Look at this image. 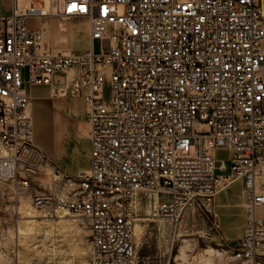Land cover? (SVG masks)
<instances>
[{
	"label": "built area",
	"instance_id": "1",
	"mask_svg": "<svg viewBox=\"0 0 264 264\" xmlns=\"http://www.w3.org/2000/svg\"><path fill=\"white\" fill-rule=\"evenodd\" d=\"M47 1L14 0L0 16V181L18 193L48 165L32 141L26 86L74 70L56 94L86 103L89 167L75 175L53 167L33 207L87 220L89 264H138L134 203L175 226L187 208L212 207L240 180L243 235L184 259L171 240L165 264H264V217L255 214L264 205L263 0ZM73 17L88 20L85 50L45 46L33 25ZM201 122L208 133L197 132ZM217 148L230 150L222 172Z\"/></svg>",
	"mask_w": 264,
	"mask_h": 264
},
{
	"label": "rangeland",
	"instance_id": "2",
	"mask_svg": "<svg viewBox=\"0 0 264 264\" xmlns=\"http://www.w3.org/2000/svg\"><path fill=\"white\" fill-rule=\"evenodd\" d=\"M18 1L22 4L24 0ZM34 3L43 8L48 6L47 0H34ZM33 25L43 28L45 45L53 49L64 51L81 49L89 39V23L85 18L36 20ZM54 41L62 43L55 45ZM100 47L101 41L96 39L93 42V50L98 52ZM108 86L106 82V97L109 94ZM30 106L31 103L29 108ZM43 113L40 112L39 115L43 117ZM30 115L32 118L31 111ZM84 126L88 128L87 124ZM196 129L197 132H209L205 122H201ZM225 152H219V158L215 160V165L221 167L222 171L228 156ZM53 167L46 165L38 176L36 175L37 178L32 179L29 186L18 193L15 192L12 182L0 181V264H89L87 220L67 210L56 216H45L32 205L33 194L49 192ZM87 169L85 167L82 170ZM239 182L240 180L231 183L215 196L220 204L215 217L216 223L220 226L219 231L212 227L213 206H190L181 214L174 226L169 219L150 217L145 202L134 203L133 210L139 215L134 221L138 264H143L141 257L145 255L153 256L149 264H156L158 257L155 256L163 250L168 251L171 240L173 254H178V258L181 259H184L191 250L201 251L206 247H214L219 241L226 242L224 233L238 230L240 212L235 196L238 194ZM30 215L33 217H29Z\"/></svg>",
	"mask_w": 264,
	"mask_h": 264
},
{
	"label": "crops",
	"instance_id": "3",
	"mask_svg": "<svg viewBox=\"0 0 264 264\" xmlns=\"http://www.w3.org/2000/svg\"><path fill=\"white\" fill-rule=\"evenodd\" d=\"M14 0H0V16L9 15L12 11ZM264 15V0L262 1ZM52 24V23H51ZM55 45L62 42L54 41ZM64 42V41H63ZM264 51V39L261 42ZM86 48L76 49L85 50ZM74 75V70H69L65 74H54L49 84H32L26 86V91L31 99L29 112H32V141L39 147L47 157L48 166H56L65 173L75 175L90 163V141L85 116L87 106L82 96H62L56 94V90L69 84ZM29 103V104H30ZM53 106V107H52ZM44 112V116L39 115ZM227 152V148H217L213 151V156L219 158V152ZM225 152V153H226ZM226 157V159L228 158ZM216 172H222L221 167L216 166ZM38 176V175H37ZM34 176L33 179H36ZM264 181V178L262 179ZM235 199L238 202L240 220L237 231L224 233L226 242H235L243 233L245 226V207L242 195V182L238 183V194ZM219 200L213 203V222L212 227L219 231L220 226L216 223L217 209H220ZM255 214L264 217V205L257 206ZM219 220V218H218ZM166 251L163 250L155 257L156 264H165ZM150 255L141 257L143 264H149Z\"/></svg>",
	"mask_w": 264,
	"mask_h": 264
},
{
	"label": "bare ground",
	"instance_id": "4",
	"mask_svg": "<svg viewBox=\"0 0 264 264\" xmlns=\"http://www.w3.org/2000/svg\"><path fill=\"white\" fill-rule=\"evenodd\" d=\"M60 25H62V24H60ZM64 27H65V26H64ZM64 29H65V28H64ZM45 30H46V29H45ZM72 39H74V35L72 36ZM44 45H45V38H44ZM88 45H89V39L85 42L83 48L88 47ZM45 46H46V45H45ZM3 154H4V150L0 149V156L3 155ZM29 217H33V216L30 215Z\"/></svg>",
	"mask_w": 264,
	"mask_h": 264
}]
</instances>
